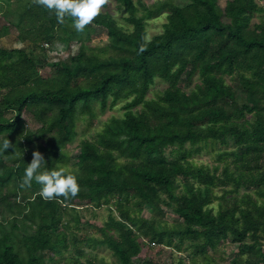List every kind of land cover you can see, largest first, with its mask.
Listing matches in <instances>:
<instances>
[{"label":"trees","instance_id":"1","mask_svg":"<svg viewBox=\"0 0 264 264\" xmlns=\"http://www.w3.org/2000/svg\"><path fill=\"white\" fill-rule=\"evenodd\" d=\"M115 2L124 23L101 9L77 31L37 0H0V36L14 27L33 46L0 45V143L12 144L0 151V264H164L166 250L176 264H220L226 241L230 264H264V0ZM96 26L107 38L95 48ZM73 41L76 53L47 60ZM156 78L166 86L148 97ZM118 101L121 116L68 166L78 120ZM217 144L212 163L194 158ZM35 150L78 177L75 197L22 186ZM101 207L103 221L86 218Z\"/></svg>","mask_w":264,"mask_h":264},{"label":"rangeland","instance_id":"2","mask_svg":"<svg viewBox=\"0 0 264 264\" xmlns=\"http://www.w3.org/2000/svg\"><path fill=\"white\" fill-rule=\"evenodd\" d=\"M136 3L138 1H142L145 3H151L154 0H134ZM176 2H183V0H175ZM219 4L221 6H224L225 0H218ZM15 3V2H13ZM115 0H109V6L107 8L101 7L102 10H108L110 11L120 23H124V20L122 18L123 11L118 12L115 8ZM15 6V4H13ZM16 8V7H15ZM165 17L164 15H160L159 17H155L153 19L149 20V25L147 28L148 34L147 36L150 38L153 34L159 32L162 30V23L164 22ZM257 20V19H255ZM3 22L2 18L0 17V24ZM107 35L105 29L101 27H95V32L93 33V38L91 42V46H102L104 44V41L106 40ZM0 45L6 48H19V47H25L28 50H32L33 46L29 42H21L17 37V30L14 27H10L9 32L6 35L0 36ZM78 43L73 41L69 44H65L62 42H54L51 44L47 51V60H50L51 62L61 59H67L69 56L73 55L78 50ZM99 49V48H97ZM166 86V83L156 78L155 82L152 84L149 92L148 97H153L156 95L157 92L161 91ZM123 104V101H118L117 104L112 107L106 109L104 112L99 113L95 119L93 120V123L90 122L88 118H80L77 122V135L75 139L68 144V150L70 152L71 160L68 163V166H71L73 162L76 160V156L78 154L79 148L78 145L80 141L87 137V138H93L96 134V132L101 129L104 122L109 119L111 116H121L122 114V108L121 105ZM227 146L223 145H215L213 148H209L208 151H205L201 155H196L194 158L198 161L208 162L212 163L213 158L216 156V153L219 150L225 149ZM230 146H228L229 148ZM147 213V212H145ZM107 216V210L104 207L99 208L96 211V215L94 217L92 216V213L87 212L86 218H89L92 222H101L103 221ZM170 220H172L171 216H168ZM236 251V245L231 244L230 242L226 241L221 248V250L216 253L215 255L221 256L224 254V259L220 260V264H230L229 260L233 253ZM72 253V252H71ZM71 253H67L65 255H70ZM222 253V254H221ZM93 254H95L99 258H104L105 260H114V257L110 250H108L105 247L97 248ZM178 256V255H177ZM177 256L175 254L173 255L169 250H166L162 255V260L164 264H176L177 262ZM219 258V257H218ZM57 264H62V262H59Z\"/></svg>","mask_w":264,"mask_h":264},{"label":"clouds","instance_id":"3","mask_svg":"<svg viewBox=\"0 0 264 264\" xmlns=\"http://www.w3.org/2000/svg\"><path fill=\"white\" fill-rule=\"evenodd\" d=\"M106 0H37V3L54 11L59 22L63 23L66 16L73 19L75 29L83 31L101 11ZM12 146L11 141L5 138L0 143V151ZM46 162L43 153L33 152V158L25 168L22 186L30 187L33 180L41 185L40 193L43 198L51 200L59 197H75L80 191L78 177L67 172L64 168L48 170L43 168Z\"/></svg>","mask_w":264,"mask_h":264}]
</instances>
